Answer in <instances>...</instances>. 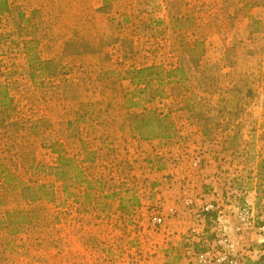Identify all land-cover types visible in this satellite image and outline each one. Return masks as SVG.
<instances>
[{
  "label": "rangeland",
  "instance_id": "rangeland-1",
  "mask_svg": "<svg viewBox=\"0 0 264 264\" xmlns=\"http://www.w3.org/2000/svg\"><path fill=\"white\" fill-rule=\"evenodd\" d=\"M9 4L11 26L0 34V264H112L95 234L121 224L92 211L102 209L99 197L126 191L122 147L168 161L160 149H187L199 132L219 175L247 189L256 179L264 210V0H103L89 37L46 62L38 52L57 43L38 40ZM141 115L169 129L143 137L132 122Z\"/></svg>",
  "mask_w": 264,
  "mask_h": 264
},
{
  "label": "crops",
  "instance_id": "crops-1",
  "mask_svg": "<svg viewBox=\"0 0 264 264\" xmlns=\"http://www.w3.org/2000/svg\"><path fill=\"white\" fill-rule=\"evenodd\" d=\"M7 1L6 9L0 13V34L4 33L3 27L11 26L10 0ZM102 5L103 0H12V13L14 10L25 12L26 27L33 29V32L38 31V40L57 43L45 51L38 52L40 60L46 62L59 59L60 50L63 49L65 42L83 40L82 36L89 37L97 11ZM15 25L12 23L13 30ZM30 38L31 35L27 36L26 41ZM55 73L57 75L59 71L56 70ZM84 86L90 87L88 83L86 85L84 83ZM100 98L102 97H95L94 100ZM124 131L131 134V131ZM199 134L197 132L193 137L191 133L192 140L188 143L187 149H177L178 146H175V149H160L163 153L169 151L166 152L168 161L157 162L155 156L157 151L152 154L153 149H150L152 155L148 156L152 159H146L144 146L139 149L123 147L118 149L121 152L120 158L125 160L123 172H129L126 174L128 177L126 191L123 190L120 195L109 193L99 197L94 202L98 204L100 201L102 209L92 211L94 215L102 212V217L121 224V228L117 224L120 232L118 228L113 232V228L107 230L104 227L95 234L96 241L104 239L106 242V248H103L105 254L102 257H105L107 262L196 264L191 255L186 253L187 249L193 247L196 251L205 250L215 236L211 231V217L215 216V212L207 213L196 223L193 220V212L205 201L213 202L232 220L238 212L250 210L256 225L264 222V210L259 209L256 179L248 182L247 189L244 186H237L236 183L232 184L231 177H222L221 173L219 175L217 163L213 160L217 157L212 155L214 151L209 148V143L203 142L201 137L199 140ZM108 139L112 140L111 135ZM140 144L138 142L139 146ZM105 145V149H95L96 153L107 152L110 145L107 143ZM199 147L202 149L199 150ZM195 150H199L203 153L202 156H205L202 161L205 172L211 175L208 179H203L192 167L185 169L184 163L180 161L178 155L185 154L186 157H191ZM132 154L134 155L131 156ZM215 171L216 175L213 177ZM185 197L195 199L192 209L182 205ZM170 206L176 208V214L166 219L163 225L152 228L149 223L152 214L155 212L164 214ZM226 232L231 239L239 243L235 248L239 264H264V236L254 226L235 232L232 224H229ZM106 253L107 256H104ZM96 257H99V252Z\"/></svg>",
  "mask_w": 264,
  "mask_h": 264
},
{
  "label": "built area",
  "instance_id": "built-area-1",
  "mask_svg": "<svg viewBox=\"0 0 264 264\" xmlns=\"http://www.w3.org/2000/svg\"><path fill=\"white\" fill-rule=\"evenodd\" d=\"M202 160V155L194 154L190 157L189 162L182 163H184L185 169L192 167L194 170L198 171L203 179H208L210 175L205 172ZM182 205L192 209L195 205V199H193V197H185L182 200ZM176 212L177 210L173 206L168 207L164 214L155 212L150 217L151 225L153 227L163 225L166 219L174 216ZM210 212H215L211 228L215 236L205 250L196 251L190 247L187 249L186 253L191 255L196 264H239L235 255V248L239 243L228 236L226 227L232 224V228L235 232H241L247 227L254 226L256 230L264 236V222L256 225L250 210L238 212L236 217L232 220L228 214L223 212L211 201L202 202L197 210L193 212L192 216L193 219L198 222Z\"/></svg>",
  "mask_w": 264,
  "mask_h": 264
},
{
  "label": "trees",
  "instance_id": "trees-1",
  "mask_svg": "<svg viewBox=\"0 0 264 264\" xmlns=\"http://www.w3.org/2000/svg\"><path fill=\"white\" fill-rule=\"evenodd\" d=\"M5 9V0H0V11ZM132 122L134 123V128L136 129V131L143 137L152 136L154 132L165 133L169 129V127H164L162 125V119L158 117H147L146 115H141L138 118L134 119V121Z\"/></svg>",
  "mask_w": 264,
  "mask_h": 264
}]
</instances>
